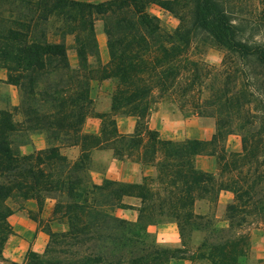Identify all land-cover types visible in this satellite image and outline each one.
Listing matches in <instances>:
<instances>
[{
	"label": "trees",
	"instance_id": "16d2710c",
	"mask_svg": "<svg viewBox=\"0 0 264 264\" xmlns=\"http://www.w3.org/2000/svg\"><path fill=\"white\" fill-rule=\"evenodd\" d=\"M151 3L171 13L174 7L187 12L168 30L147 11ZM97 17L105 19L106 65L100 60ZM50 32L61 40H50ZM68 35L74 37L75 67L63 41ZM199 35L227 52L217 74L189 57ZM0 68L7 71L4 82L20 96L17 107L0 109V260L13 234L10 199H34L39 207L42 200L53 199L54 218L68 225L65 232L47 231L45 252L58 256L29 251L27 264H169L182 258L176 255L180 248L169 252L151 234L153 217L172 218L181 240L183 221L199 222L197 230L225 237L251 216H260L264 224V0L257 5L252 0H0ZM109 79L116 81L111 112L98 116L100 135L85 133L93 111L91 82ZM204 90L208 95L203 97ZM154 91L161 98L184 97L183 105L198 116L214 117L211 140H163L148 128L139 133ZM113 115L136 116V131L119 133ZM234 131L241 151L227 153L225 136ZM34 132L44 133L49 146L21 154L19 146L31 144ZM107 135L113 138L102 139ZM62 146H82L87 152L108 148L119 158L132 155L156 167V177L98 184L87 171L88 156L72 164L60 152ZM204 153L217 159L216 174L196 168L194 157ZM223 191L233 195L225 211L228 229L194 211L197 200H217ZM126 197L142 203L136 221L115 213L125 208ZM249 245L242 240L215 245L204 238L196 258L244 264L240 259Z\"/></svg>",
	"mask_w": 264,
	"mask_h": 264
},
{
	"label": "rangeland",
	"instance_id": "374dc122",
	"mask_svg": "<svg viewBox=\"0 0 264 264\" xmlns=\"http://www.w3.org/2000/svg\"><path fill=\"white\" fill-rule=\"evenodd\" d=\"M104 1H109V0H102V1L85 0V2H91V3H100ZM221 1H225V0H221ZM252 1L255 5L258 4V0L257 1L252 0ZM147 11L150 14L155 15L160 19V24L163 28L170 30V29H175L179 25L180 21L178 16L182 13L185 14L187 12V9L181 11L179 10V8L174 7L175 13H171L167 10L162 9L158 5L151 3L147 7ZM104 23H105L104 17H97V20L95 21V32H96L98 44L99 41L101 40V36L104 38L106 52L109 56V61H110V54L107 44L108 38L103 31ZM49 39L52 41L61 40L60 37L53 36L52 32L49 33ZM63 41L68 49L69 62L71 64V62L73 63V60H75V63L71 64L73 67H75L78 63V60L74 50V37L68 35L63 39ZM189 57L199 62L200 64L208 65L212 74H217L219 73V68L221 67V64L225 59H227L228 56H227V52L218 44L214 43V41L206 38L204 35H199L197 38L193 39L192 45L189 49ZM100 60H101V64H103L101 55H100ZM90 63L93 66H96V62L94 58H90ZM216 86H218V84H216L215 87ZM115 88H116V81L114 79L102 80V81L96 80L91 82L90 96L93 99V111L85 121V124L82 128L83 132L100 135V130L102 128L101 125L102 121L98 118V116L104 113H99L96 110L97 103L105 102V98L107 97V95L110 96L112 103V95ZM207 95L208 92L204 90L203 97ZM198 97L201 98V94H199ZM174 98L175 99L161 98L158 95V93L154 91V93L151 96L150 110L146 118L140 120V128L138 129V132L144 133L147 128L152 131H157L156 129H154L153 124H151L150 122L153 114H159L160 116L162 115L167 118L166 119L167 121L162 126L163 127L162 131L164 133V136L171 137V139L161 138L160 133L157 131L159 138L163 140H171L174 142H183L189 139L199 140L202 142H209L213 134L215 133V128H216L215 118L209 116H198L191 106L183 105L185 102L183 99L184 97L175 96ZM110 112L107 113L109 114ZM16 119L20 120L21 117L17 116ZM112 119L115 120L117 130L121 134H124L122 132H124V130H126L127 128H132V132L129 134H133L136 131L137 122L139 121V119L134 115H113ZM123 119L126 120L125 125L121 121ZM188 134L191 137H188ZM106 138L112 139L113 136L107 135L102 137V139H106ZM18 139L23 140L24 137H18ZM144 140L147 141L148 138L144 136ZM48 146L49 144L47 143V147ZM223 146L225 147L227 153L240 152L241 138L238 135V133L234 131L231 134L225 136ZM22 147L23 146H19V151L21 154H23L21 151ZM82 149H83L82 146H73V147L62 146L60 152L64 156H66V158L72 164L79 161L83 157V155H87L88 158L87 161L85 162V165L88 169L87 171L89 172L92 180L100 184L103 182L104 179H108V178L102 179V176L98 175L99 172L106 171V163L100 164L99 159H94V156L98 151H107L113 153V150L108 148L103 149L97 147L87 152L84 150L82 151ZM113 156L121 161H124L127 165V168H131V170L128 169L127 171L129 172L132 171V167H135V165L138 164L141 166V169L146 168V170L142 172L144 174H148L147 169L150 165H142L138 163L137 157L125 154L122 157H120L121 158L120 159L114 154ZM157 158L160 159L161 155L159 154ZM194 164L196 168H198L199 170H203L205 172H209L213 174H216L218 172V161L214 156L205 153L201 155H197L196 157H194ZM118 171L119 170L117 167H113V169H111V172L110 171L109 172L111 176L116 177L119 176ZM121 177L126 178L128 176L121 175ZM147 178H151V177H147ZM120 182H124V181H120ZM228 200L230 202H228ZM232 200H233L232 193L228 191H223L220 192L217 200H214L210 196L202 200H197L194 207V211L197 214H202V216H204L206 220L210 221L211 224H213V226L217 228L228 229L229 222L226 219L225 211L227 205L230 204ZM123 202L125 204V208H119L115 211V213L120 217L127 218L128 220L131 221H136L139 215V210L142 208V203L140 199L134 197L132 198L126 197L124 198ZM31 203L37 204L38 212H33L29 210L28 206H30ZM222 203H226V205L224 207H221ZM7 205L14 212L26 209L28 211L29 216L38 222L39 227L46 234L48 230L53 232H65L68 229V225L65 221L63 220L58 221L56 218H54L53 209L55 205V200L53 199L46 198L45 200H42L41 207H39L37 201L34 199H29L26 202H23L22 200L19 199H10L7 201ZM153 218H154L153 219L154 224L148 227L149 230H151L152 226H163L166 224L168 225L173 224L174 227H172L170 233L176 232L179 233L180 235L179 228L176 222H174L172 218H168V217H153ZM182 223H183L182 224L183 240H181V246L180 247L164 246L169 250V252H173L175 249L180 248L177 249L178 251L176 252V255L182 258L172 259L169 261V264H171L173 260H178L181 262V264H210L208 260H201L196 258V256L199 253L198 247L204 238H206L209 242L214 243L215 245L225 241L228 242L238 241V240L239 241L242 240L245 242L249 241L250 244L249 248L246 249L244 256L241 257L240 259L241 263L264 264V224L260 216L256 215L249 217L247 219V223L241 226L240 228H236L232 232L230 237H225L223 234H218L216 232L213 233L210 231V229L208 231L197 230L196 228L199 225V222L183 221ZM151 234L154 237H156V240L159 243L160 241L159 238L157 237V234L153 232H151ZM45 251H46V247L43 253L41 254L36 253V254L43 258L46 257L53 258V256H58L57 254L47 255ZM27 254L25 256L24 264H27ZM70 259L73 260L72 257H70Z\"/></svg>",
	"mask_w": 264,
	"mask_h": 264
},
{
	"label": "crops",
	"instance_id": "0c3cea01",
	"mask_svg": "<svg viewBox=\"0 0 264 264\" xmlns=\"http://www.w3.org/2000/svg\"><path fill=\"white\" fill-rule=\"evenodd\" d=\"M99 50L103 64H107L109 62V56L106 52L105 40L102 36L101 40L99 41ZM74 63L75 60H73V63L71 62V64ZM6 80L7 72L5 69L0 68V81H3L0 82V109H11L17 107L20 103V96L17 88L13 85L4 82ZM111 107V98L107 95V97L105 98V102L97 103L96 110L99 113H107L111 111ZM166 119L167 118L162 115L160 116L159 114H153L150 123L153 124L154 129H156L160 133L161 138L171 139V137L164 136V133L162 131V126L167 121ZM121 121L124 125L126 124L125 119ZM131 132L132 128H127L122 133L129 134ZM188 137L191 136L188 134ZM46 147L47 140L45 134L41 132H34L31 133V144L23 146L21 148V151L23 154L27 155L33 152L34 150H41L45 149ZM94 159H99L100 164L106 163V171L98 173V175L102 176V179L108 178L128 183H140L142 182L144 176L148 175L147 177L151 178H154L156 176V167L154 166L148 167V174H144L142 171H145L146 168L141 169V166L138 164H136L135 167H132V171H127L128 169L131 170V168H127L126 163L114 157L112 152L98 151L95 154ZM113 167L118 168L119 176L113 177L110 175L111 169H113ZM121 175H126L128 177L122 178ZM228 202L230 201L228 200ZM226 203H222L221 207H224ZM28 208L30 211L38 212V206L36 203H31ZM8 222L12 227L13 234H11L5 242L2 252L3 260H0V264H24L25 256L29 251L38 254L44 252L48 241V236L39 227L38 222L29 216L28 211L26 209L14 212L8 217ZM172 227H174L173 224H166L163 226H152L151 230L149 231L157 234V237L160 241V245L180 247V235L176 232L170 233ZM171 264H181V262L178 260H173Z\"/></svg>",
	"mask_w": 264,
	"mask_h": 264
}]
</instances>
